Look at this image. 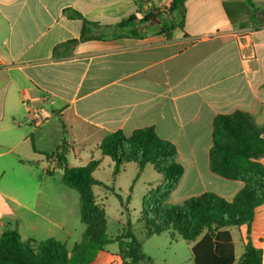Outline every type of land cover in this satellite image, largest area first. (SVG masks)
I'll list each match as a JSON object with an SVG mask.
<instances>
[{
    "label": "crops",
    "instance_id": "0c3cea01",
    "mask_svg": "<svg viewBox=\"0 0 264 264\" xmlns=\"http://www.w3.org/2000/svg\"><path fill=\"white\" fill-rule=\"evenodd\" d=\"M172 1L0 0V238L14 231L38 242L60 228L48 208L44 215L43 198L48 186L53 204L47 176L61 170L51 157L67 145L57 115L66 107L103 131L154 128L171 142L184 169L171 205L205 193L232 200L244 189L212 171L210 152L218 116L241 112L264 128V0H246L252 11L237 18L227 0H188L183 17L168 14ZM152 7L163 20L178 16L182 28L142 24ZM133 15L137 35L116 29ZM94 146L101 166L108 157L97 143L84 151ZM258 222L264 204L251 235ZM259 239L251 242L264 264ZM105 253L91 264H105Z\"/></svg>",
    "mask_w": 264,
    "mask_h": 264
},
{
    "label": "trees",
    "instance_id": "16d2710c",
    "mask_svg": "<svg viewBox=\"0 0 264 264\" xmlns=\"http://www.w3.org/2000/svg\"><path fill=\"white\" fill-rule=\"evenodd\" d=\"M187 1L173 0L167 8L168 14L178 13L183 17ZM136 18L137 15H133L116 25V29H128V34L137 35L133 23ZM154 18L159 20L162 32L182 28L180 22L163 20V13L154 7L142 19V24L147 25ZM57 115L68 143L51 159L63 170L64 185L80 195L85 239L75 244L69 253L66 244L55 239L22 242L18 233L8 231L0 238V264H91L114 242L119 244L123 264H138L146 259L142 245L130 232L116 239L107 238V215L93 191L95 186L101 185L94 176L101 159H92L84 167L69 168L66 150L79 157L93 143H97L103 157L115 163L116 174L130 163L137 165L139 173L151 165L159 174L161 184L148 193L149 209L142 213L149 236L170 233L172 239L193 244L194 264H263V250L252 244L250 235L256 210L264 204V164L261 162L264 159V128L250 115L236 112L218 116L213 125L210 152L212 171L229 180L243 181L244 189L232 200L205 193L176 205L168 201L184 169L177 162L176 147L161 139L154 128L140 129L127 136L122 131L106 132L83 121L72 107L59 110ZM242 226L247 228L248 242L237 260L230 228Z\"/></svg>",
    "mask_w": 264,
    "mask_h": 264
},
{
    "label": "rangeland",
    "instance_id": "374dc122",
    "mask_svg": "<svg viewBox=\"0 0 264 264\" xmlns=\"http://www.w3.org/2000/svg\"><path fill=\"white\" fill-rule=\"evenodd\" d=\"M227 4L235 11L234 17L236 18L241 13L252 11V6L246 0H227ZM175 21H179L178 16L175 17ZM157 23L155 22V24ZM62 144L66 145L64 140ZM95 149V146L87 149L79 159L69 154V168L84 167L91 159H97L100 155ZM115 167V163L107 158L94 173L95 178L101 183V185L95 186L93 191L99 203L104 206L107 215V238L116 239L127 235L128 232L133 234L142 245L143 253L146 256V259L138 264H194L192 244L182 239H172L170 233L153 236L147 234L142 213L144 209H149L148 193L160 186L161 179L155 169L148 165L143 172L139 173L137 165L131 163L123 166L121 172L116 174ZM62 175L63 170H59L54 176H47L51 178L49 184L52 186L54 194L53 204L51 190L50 192L47 190L48 186L44 187L43 198L44 215H48L46 211L48 208L49 214H53L54 218L58 217L60 228L50 237L45 234L39 237L38 242L55 239L66 244L67 250L71 253L74 245L85 239L86 226L80 218V195L76 190L63 184ZM56 195L57 197H55ZM230 231L239 260L245 251L248 234L245 227H233L230 228ZM261 237L264 238V225L258 222L253 228L250 240L259 245ZM105 252V264L123 263L117 256L119 253L117 242L108 244L105 247ZM126 261L130 262L129 259ZM101 262L103 263V260Z\"/></svg>",
    "mask_w": 264,
    "mask_h": 264
},
{
    "label": "built area",
    "instance_id": "2783aa9c",
    "mask_svg": "<svg viewBox=\"0 0 264 264\" xmlns=\"http://www.w3.org/2000/svg\"><path fill=\"white\" fill-rule=\"evenodd\" d=\"M29 120H30L32 123L36 124V125H37V124H40V123L43 122V118L41 117L40 113H39L37 110H35L34 112H32V113L29 115ZM52 161H54L55 166H56V162H55V160H52Z\"/></svg>",
    "mask_w": 264,
    "mask_h": 264
},
{
    "label": "water",
    "instance_id": "95a60500",
    "mask_svg": "<svg viewBox=\"0 0 264 264\" xmlns=\"http://www.w3.org/2000/svg\"><path fill=\"white\" fill-rule=\"evenodd\" d=\"M157 20V18H155ZM65 144H67V141L65 140Z\"/></svg>",
    "mask_w": 264,
    "mask_h": 264
}]
</instances>
